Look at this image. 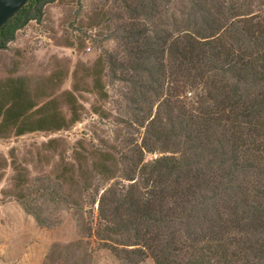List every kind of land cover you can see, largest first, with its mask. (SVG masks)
Returning <instances> with one entry per match:
<instances>
[{"label":"rangeland","instance_id":"obj_1","mask_svg":"<svg viewBox=\"0 0 264 264\" xmlns=\"http://www.w3.org/2000/svg\"><path fill=\"white\" fill-rule=\"evenodd\" d=\"M195 1L156 0L152 11L148 0H56L0 50L1 84L23 79L30 99L37 105L54 99L66 119L70 92L78 114L75 123L53 133L0 137V221L8 225L6 234L0 233V244L16 251L13 264H154L150 254L139 258L132 253L142 245L136 231L122 227L130 219L127 209L113 212L119 202L105 193V217H101L99 200L109 189L146 193L156 177L153 163L161 156L185 157L190 166L183 168V178L176 181V174L166 175L162 184L183 190L187 180L193 187L201 186L206 197L203 216L185 224L183 200L171 197L163 202L168 230L175 232L179 246L184 245L176 260L185 262L195 248L205 247L211 241L207 226L217 229L223 222L230 227L222 231V238L232 245L226 263L219 264H264V249L256 244L264 245L263 178L252 170L224 165L214 140L221 127L231 128L234 122L220 127L202 121L211 104L206 96L218 85L216 72L213 75L208 65L191 68L179 55H170L171 40L166 39L163 57L158 56L163 67L153 83L147 72L135 66L138 47L126 38L131 29L144 31L148 38L161 29L172 38L181 35ZM209 5L221 23L215 42L229 54L245 57L264 52L263 43L246 49L230 34L234 25L257 34L264 27V0H212ZM98 58L103 66V99L92 89L89 77ZM152 64L156 66L154 59ZM220 80L234 82L227 72ZM75 86L83 91L74 90ZM259 89L251 87V97L243 102L259 101L264 94ZM215 114L231 116V111L226 107L224 113ZM247 120L241 121V138L249 128ZM259 121L264 123V117ZM166 127L168 133L161 135ZM257 141L264 144V128ZM102 154L108 156L105 172L92 165ZM20 202L43 223H37ZM258 208L260 224L253 217Z\"/></svg>","mask_w":264,"mask_h":264},{"label":"trees","instance_id":"obj_2","mask_svg":"<svg viewBox=\"0 0 264 264\" xmlns=\"http://www.w3.org/2000/svg\"><path fill=\"white\" fill-rule=\"evenodd\" d=\"M54 1L56 0H28L11 19L1 26L0 50L4 49L7 43L13 40L17 30L24 27L29 21H38L43 13L44 6ZM148 1L150 3L149 9L155 11L156 0ZM211 1H195L196 7L192 9L194 12L191 11L186 14L184 20L186 26L185 29H182L183 33L181 35L177 34L172 38L170 37L171 34L166 35V32L163 33L161 29L159 30L161 33L154 30L153 36L148 38L143 37L144 31L131 29L128 31L130 36L126 38L138 47L135 51V66L138 70L147 72L149 80L153 83L157 81L156 75L163 67L158 59L163 57L164 47L168 39L171 40L168 44L170 55H179L184 63L189 66L191 64V68L194 64H196V67L208 65V69L213 71V75L216 72L215 77H219L218 85L215 84V90L212 93L208 92V96H206L211 104H209L208 111L204 113L202 121L206 126H210V124L220 126L222 123L228 125V123L234 122L233 127L228 129L220 126L222 131H220L219 137L216 135L214 140L217 147H220V156L224 158L223 163L227 168L252 170L260 180L263 178L264 183V144L257 141L264 128V123L259 121L264 117V94H260L259 101L253 103L243 102L251 97V87L258 86L260 91L264 90V52L260 54L256 51L253 53L254 56L247 54L245 57L244 54L239 55L235 52L229 54L223 45L215 42L217 40L215 32L219 30L221 23L220 18L215 16L216 13L211 12L209 5ZM140 7L147 8L141 3ZM235 26L232 27L230 34H235L234 41L238 45L243 44L244 48L248 49L249 47L252 49L254 46L258 47L262 43L264 44V27H261L260 24L261 30L253 35V32H249L245 26H236L238 28ZM231 39L233 40V38ZM219 42H221V39ZM246 42H248V45L244 46ZM159 55L161 57H158ZM152 59L156 62L154 67H151L153 65ZM94 66L95 68L90 69L89 76L92 78V89L103 99L106 94L101 83L103 66L99 58ZM226 72L232 73L233 83L226 84L220 80L221 75L226 74ZM26 85V81L23 79H16L14 82L10 81L4 84L0 83V137H3L6 133H12L16 137L34 132L53 133L69 127L78 120L75 97L70 92L66 94V103L70 110V116L66 119L62 114V108L54 99L37 105L34 99L29 98ZM74 90L83 91V88L75 86ZM260 91H257V94ZM226 107L231 111V116L214 115V113H224ZM219 109H222V111H218ZM231 117H233V120H231ZM238 118L240 121H238ZM243 118L249 119L247 120L249 128L245 132V137L241 138L240 129L244 124L241 123ZM227 119L229 122L226 123L225 120ZM168 131L166 127L160 133L165 135ZM205 131L209 132V129L206 128ZM157 137L160 139V135H157ZM220 156L218 157L220 158ZM107 157L105 154L100 155L99 160L92 162V165L105 172L106 167L103 162L107 161ZM153 164L156 165V168L154 166L152 168L156 177L152 181L151 189L144 194H140L133 189H128L124 193L112 189L106 190L99 200L100 216L105 217L102 203L105 198L104 195L105 193L111 194V197L119 202L118 205L112 207V211H116L119 207H125L128 211L130 219L122 222V227L132 229L138 233L142 249L133 250L132 253L139 258L148 253L154 259V264H211V260H214L215 264H219V262L226 263L232 242L228 238H222V231L230 227L229 225L226 226V223L223 226V222H221V227L217 225V229L211 228L212 225L207 226L206 232L208 234L206 235L209 236L211 241L206 243L205 247L195 248V253L185 262L180 263L179 260H176L178 252L182 250L184 245L179 246L180 240L175 232L168 230V215L164 210L163 202L166 198L180 197L183 204H185L181 210L183 216L181 222L185 224L187 220L199 219L203 216L205 211L204 199L206 197L201 193V186L193 187L187 180V186L183 190L181 187L178 190L175 185L167 188L166 185L161 183L162 178L166 175L176 174V181L183 178L185 175L183 168L190 167L187 158L161 156L156 158ZM191 179L196 180L197 177ZM20 197L23 198V196ZM191 197H194V199L190 200ZM19 204L24 211L32 213L37 223H43L29 207L21 202ZM253 217L258 218L260 224L261 210L259 208L255 210ZM250 222L254 223L253 220ZM164 225L167 229L162 228ZM204 238H201L200 241H203ZM211 242L213 244H210ZM256 244L260 250L264 249V245L257 242Z\"/></svg>","mask_w":264,"mask_h":264},{"label":"water","instance_id":"obj_3","mask_svg":"<svg viewBox=\"0 0 264 264\" xmlns=\"http://www.w3.org/2000/svg\"><path fill=\"white\" fill-rule=\"evenodd\" d=\"M28 0H0V28L22 8Z\"/></svg>","mask_w":264,"mask_h":264},{"label":"crops","instance_id":"obj_4","mask_svg":"<svg viewBox=\"0 0 264 264\" xmlns=\"http://www.w3.org/2000/svg\"><path fill=\"white\" fill-rule=\"evenodd\" d=\"M0 213H1V208H0ZM8 230V225H3L0 221V233L1 235H4L6 234ZM5 247H3L1 244H0V264H13L12 262V259L14 258L13 255L16 254V251H13V250H10V249H6L5 251Z\"/></svg>","mask_w":264,"mask_h":264}]
</instances>
